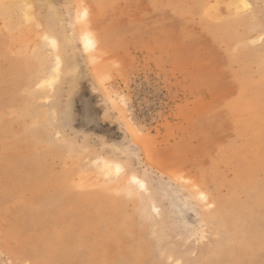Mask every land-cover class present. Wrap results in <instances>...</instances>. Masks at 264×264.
Returning <instances> with one entry per match:
<instances>
[{"label": "rangeland", "instance_id": "374dc122", "mask_svg": "<svg viewBox=\"0 0 264 264\" xmlns=\"http://www.w3.org/2000/svg\"><path fill=\"white\" fill-rule=\"evenodd\" d=\"M0 264H264V0H0Z\"/></svg>", "mask_w": 264, "mask_h": 264}, {"label": "bare ground", "instance_id": "6f19581e", "mask_svg": "<svg viewBox=\"0 0 264 264\" xmlns=\"http://www.w3.org/2000/svg\"><path fill=\"white\" fill-rule=\"evenodd\" d=\"M240 9V8H239ZM86 41H87V44L88 45H90L91 47H93L94 46V44H93V41H92V39H91V37L90 36H86ZM53 43V45H54V47L55 48H57L58 47V45H57V42H55V41H53L52 42ZM57 67H60V66H57ZM116 107V106H115ZM131 128H132V130H133V126H131ZM135 131V130H134ZM136 132V131H135ZM137 134V133H136ZM139 135V134H138ZM142 137V136H141ZM145 138V137H144ZM104 163V164H103ZM102 164L104 165H102V167H104V169L106 170L105 172H107V174H109L111 171H112V169L113 168H115L116 169V171H118V172H121V171H123L122 170V167L121 166H114L111 162H109V161H104ZM124 167V166H123ZM95 169V168H94ZM115 169H114V171H115ZM103 170V169H102ZM101 171V170H100ZM112 173V172H111ZM105 176H108V175H105ZM112 176V175H111ZM132 179V178H131ZM134 183H136L139 187H141V188H143V190H145L147 187H146V184L143 182V181H140V179H138V178H136V177H133V184ZM153 208V207H152ZM155 211H157L156 209H154Z\"/></svg>", "mask_w": 264, "mask_h": 264}]
</instances>
